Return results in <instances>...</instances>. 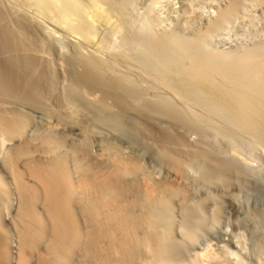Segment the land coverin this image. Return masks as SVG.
Wrapping results in <instances>:
<instances>
[{
  "label": "bare ground",
  "instance_id": "obj_1",
  "mask_svg": "<svg viewBox=\"0 0 264 264\" xmlns=\"http://www.w3.org/2000/svg\"><path fill=\"white\" fill-rule=\"evenodd\" d=\"M246 1L230 0L201 33L181 25L153 32L150 23L143 34L127 13L133 0H0V264L187 263L176 258L183 241L170 242L159 224L163 211L172 223L193 181L168 143L170 127L264 147V43L231 51L208 44ZM254 6L264 21V0ZM32 13L63 27L71 49ZM51 101L74 110L62 115L71 137L31 133L34 114L54 113ZM108 128L142 141L161 132L165 145L145 148L175 179H153L113 139L99 143ZM187 153L195 162L211 152Z\"/></svg>",
  "mask_w": 264,
  "mask_h": 264
},
{
  "label": "rangeland",
  "instance_id": "obj_2",
  "mask_svg": "<svg viewBox=\"0 0 264 264\" xmlns=\"http://www.w3.org/2000/svg\"><path fill=\"white\" fill-rule=\"evenodd\" d=\"M229 2L230 0H133V5L127 7V13L131 16L130 21L135 22V28L138 23L139 27L136 30L138 32L141 30L143 34L152 30L149 27L151 24L154 27L153 32L159 30L165 32L181 25L183 29L186 27L184 29L186 33L194 34L203 32L206 24L215 19ZM253 3L255 4V0H248L242 11L239 9V12L231 15L232 18L229 17L218 31L210 35L208 44L211 48L231 51L238 47L252 48L264 43V21L260 10ZM33 15L43 22L46 32L48 30L49 33L55 34V38L58 40L60 38L61 48L66 51L71 49L69 37L63 27L52 23L46 16L41 18ZM147 28L150 30L147 31ZM118 36L114 37L113 41L120 38V34ZM118 40L113 43L117 45L121 41ZM113 43L112 46L115 47ZM58 70L60 85H64V70L60 66ZM50 104L49 110L54 109V113L41 111L34 114L33 122L30 124L31 133L52 135L53 132L66 130L71 137L69 132L71 128H67L70 124L62 115L66 112V115L73 114L74 110L71 106H66L63 108L64 112L62 108L60 109L62 111L58 110L59 106L54 101ZM56 110L60 113H56ZM49 128L51 129L48 130ZM170 130L177 137L171 138L168 143L172 149L175 148L174 151L179 150L176 153L181 158L188 161L187 171L193 180L189 185L191 194L188 202L178 200L179 197L175 201L171 215L172 223L164 211L159 222L160 227L166 228L169 238L172 239L170 242L179 239L183 241L176 251V258L180 261L182 259V262H187L186 264H264V147L256 146L254 142L251 143V140L245 138H237L236 141L221 140L215 134L202 137L176 126L170 127ZM145 136V142L151 140L148 144L154 142L152 145L160 148L161 144L165 145L161 132L156 134L157 138L149 134ZM129 138L125 129L119 133L109 129L99 136L98 141L102 143L113 139L124 156L141 158L140 160L146 163L148 173L155 180L175 179L172 176L174 173L145 148L144 141L135 139L138 141L136 143L134 138ZM179 139L184 141V145ZM139 142H143L141 144H144V147ZM198 147L205 148L211 153L209 157L199 156L194 162L190 155L185 154L190 150H197ZM182 149L185 154L182 153ZM211 157L217 161H213ZM219 163L223 164V168ZM204 173L210 175L213 182L202 179ZM224 181L232 188L226 189ZM189 231L194 232L193 240L188 236Z\"/></svg>",
  "mask_w": 264,
  "mask_h": 264
}]
</instances>
